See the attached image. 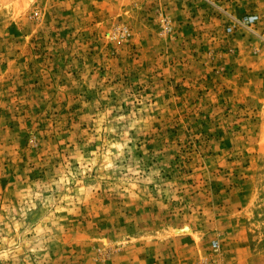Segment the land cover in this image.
<instances>
[{
  "label": "rangeland",
  "instance_id": "obj_1",
  "mask_svg": "<svg viewBox=\"0 0 264 264\" xmlns=\"http://www.w3.org/2000/svg\"><path fill=\"white\" fill-rule=\"evenodd\" d=\"M0 264H264V0H0Z\"/></svg>",
  "mask_w": 264,
  "mask_h": 264
},
{
  "label": "built area",
  "instance_id": "obj_2",
  "mask_svg": "<svg viewBox=\"0 0 264 264\" xmlns=\"http://www.w3.org/2000/svg\"><path fill=\"white\" fill-rule=\"evenodd\" d=\"M246 20H247V23H248V24H254V23L257 22L258 17H257V16H250V17H248Z\"/></svg>",
  "mask_w": 264,
  "mask_h": 264
}]
</instances>
